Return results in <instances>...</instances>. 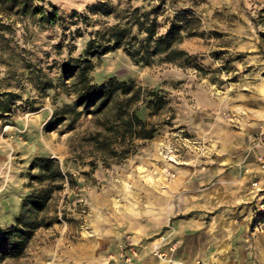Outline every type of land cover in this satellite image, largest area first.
Instances as JSON below:
<instances>
[{"label": "rangeland", "instance_id": "374dc122", "mask_svg": "<svg viewBox=\"0 0 264 264\" xmlns=\"http://www.w3.org/2000/svg\"><path fill=\"white\" fill-rule=\"evenodd\" d=\"M99 2L151 12L159 34L187 15L175 47L188 57L174 64L158 56L149 65L132 62L122 49L83 57L95 30L115 23L113 15L87 11ZM69 58L89 61L93 84L132 80L164 96L158 111L146 107L149 95L136 105L156 127L154 137L135 141L136 151L121 160L95 143L104 136L99 115L69 117L46 131L54 110L73 99V80L61 70ZM0 92L19 96L9 113L0 112V234L14 225L30 192L34 158H55L71 181L39 214L45 226L23 254L0 264H264V225L256 223L264 211V175L255 159L262 149L251 142L264 132V0H32L25 12L1 9ZM229 153L244 156L227 166L238 177L227 186L243 177L254 200L201 211L191 175ZM191 218L211 233L202 252L181 255L175 221Z\"/></svg>", "mask_w": 264, "mask_h": 264}, {"label": "trees", "instance_id": "16d2710c", "mask_svg": "<svg viewBox=\"0 0 264 264\" xmlns=\"http://www.w3.org/2000/svg\"><path fill=\"white\" fill-rule=\"evenodd\" d=\"M30 1L32 0H0V10L16 9L25 12ZM49 5L55 8L53 4ZM87 11L103 16L113 15L115 23L95 30L86 42L83 57L100 56L116 49H122L132 62L145 65L151 64L158 56L163 61L174 64L182 63L188 57L185 50L175 47L191 21L187 15L170 22L165 32L159 34L156 17L151 18V12L142 11L139 7L120 12L99 2L87 7ZM77 14L72 13L76 20L81 17ZM81 21L85 26L89 25L87 16H82ZM77 33L78 36L82 35L79 31ZM90 68L89 61L81 58H69L62 65L61 70L67 79L73 80L67 90L73 99L54 110L45 129L54 130L69 117L76 120L81 115H99L102 117L101 133L104 136L102 141L97 138H93V141L98 140L96 145H102L110 155L125 159L136 151L135 141L150 140L157 131L153 124L136 114V105L139 101L145 102L144 99L149 95L153 98L145 102L146 107L158 111L165 107L167 101L164 96L146 90L132 80L118 82L109 79L100 85L93 84L88 78ZM17 97L19 96L13 92H0V112L9 113V102ZM29 171L30 192L20 204L14 225L0 234V262L23 254L32 233L45 226L42 225L39 214L45 210L52 195L60 192L64 184L71 182L52 157L34 158ZM256 218L257 224L264 225V211L258 213Z\"/></svg>", "mask_w": 264, "mask_h": 264}, {"label": "crops", "instance_id": "0c3cea01", "mask_svg": "<svg viewBox=\"0 0 264 264\" xmlns=\"http://www.w3.org/2000/svg\"><path fill=\"white\" fill-rule=\"evenodd\" d=\"M243 156L231 153L217 154L214 158L209 159L214 161L213 165L207 167L201 166L194 169L191 178H194V184L200 188L198 191H201V194L197 195L196 204L201 211L212 213L214 209L222 206H234L245 202L251 203L254 200L255 194L253 191L246 185H243L241 181L243 177L240 178L239 183L235 184L236 186H232L235 183L233 177L238 178L237 173L234 174L233 170L225 171L227 166L242 161ZM252 160L253 155L251 153L248 162L254 167ZM229 184L232 185L227 186ZM225 190H229L230 193H226ZM193 221L195 222V226H192ZM168 222L170 223V219ZM175 222L177 226L174 225V228L177 231V240L180 244L179 253L181 255L188 254L193 256L202 252L205 232L207 234L211 233V230H204L203 220L191 218L189 220L180 219V221ZM187 225L191 231H187Z\"/></svg>", "mask_w": 264, "mask_h": 264}, {"label": "built area", "instance_id": "2783aa9c", "mask_svg": "<svg viewBox=\"0 0 264 264\" xmlns=\"http://www.w3.org/2000/svg\"><path fill=\"white\" fill-rule=\"evenodd\" d=\"M251 142L254 144V146L259 147L262 149V153L258 154L255 159L258 166V169L262 175H264V132L255 133L251 137ZM258 183L254 182L252 184L253 187H257ZM257 192H262L263 189L257 188ZM170 252L173 251V249H169ZM158 258H166V255L164 253L156 252ZM127 261H129L127 259Z\"/></svg>", "mask_w": 264, "mask_h": 264}]
</instances>
